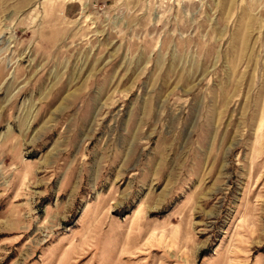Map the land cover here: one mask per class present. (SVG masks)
<instances>
[{
	"label": "rangeland",
	"instance_id": "1",
	"mask_svg": "<svg viewBox=\"0 0 264 264\" xmlns=\"http://www.w3.org/2000/svg\"><path fill=\"white\" fill-rule=\"evenodd\" d=\"M0 264H264V0H0Z\"/></svg>",
	"mask_w": 264,
	"mask_h": 264
}]
</instances>
